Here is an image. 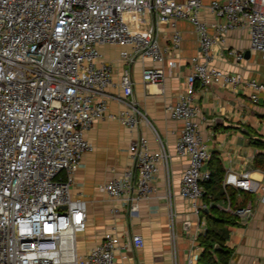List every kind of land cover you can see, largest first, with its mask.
<instances>
[{
	"label": "built area",
	"instance_id": "2783aa9c",
	"mask_svg": "<svg viewBox=\"0 0 264 264\" xmlns=\"http://www.w3.org/2000/svg\"><path fill=\"white\" fill-rule=\"evenodd\" d=\"M205 5L214 15L211 21L200 14ZM179 18L193 24L199 51L189 57L186 82L167 110L181 121L176 151L187 155L179 193L199 217L205 206L202 180L209 176L203 163L210 151L193 102L195 86L219 81L235 86L244 80L254 89L252 98H258L263 81L223 71L208 58L212 45L224 42L230 28L244 26L249 44L264 56V0H0V264H122L116 248L143 244L139 232L120 235L111 229L79 252L76 237L85 229L87 212L85 200L70 193L71 172L92 148L86 129L96 118L107 115L132 127L145 117L131 97L128 67L120 76L125 105L108 109L104 92L112 65L99 44H128L131 50H120L127 60L150 57L153 63L142 68V79L160 83L164 61L176 64L170 50L180 43ZM163 21L171 28L170 48L157 37L155 24ZM229 52L235 59L243 56L236 47ZM128 146L135 173L113 175L102 189L133 212L140 198L152 195L166 153L150 149L144 135ZM223 175V183L248 190L260 186L264 199V181L259 185L245 171ZM234 211L250 214L251 207ZM187 257L191 262L195 255ZM260 261L264 264V254Z\"/></svg>",
	"mask_w": 264,
	"mask_h": 264
},
{
	"label": "crops",
	"instance_id": "0c3cea01",
	"mask_svg": "<svg viewBox=\"0 0 264 264\" xmlns=\"http://www.w3.org/2000/svg\"><path fill=\"white\" fill-rule=\"evenodd\" d=\"M204 1L207 4L209 0ZM200 14L209 21L214 18L206 5ZM150 19L154 22L153 17ZM155 26L160 44L169 47L171 28L168 23L157 22ZM176 26L181 31L180 43L170 50L176 64L169 66L164 61V76L160 83L142 79V68L153 63L150 57L135 55L132 60H127L120 55V50L123 47L131 50L128 44L103 42L98 46L103 58L112 65L111 83L104 92L108 109L117 111L125 105L120 76L128 67L133 82L131 97L145 117L140 116L134 126L127 127L116 118L105 115L96 118L86 129L92 148L86 150L79 165L72 170L70 184V193L83 198L86 203L85 229L76 237L79 252L86 251L105 230L112 229L120 235L139 232L142 236L143 244L136 249L116 248L115 256L122 264H198L202 246L197 236L206 226V216L198 217L189 200L179 193L187 155L176 151L174 143L181 121L171 117L167 110L186 82L185 76L191 68L189 57L199 51L198 34L187 19L179 18ZM212 46L208 58L210 64L223 71L238 72L245 79L254 77L264 82V56L249 44L248 28H230L224 42H215ZM230 47L242 50V58L235 59L228 53ZM253 90L244 80L235 86L221 81L196 85L193 102L199 107L197 119L210 155L219 159L223 173L227 170L245 171L262 185L264 88L257 91L255 100ZM140 135L147 138L150 149H164L166 158L158 163L152 195L140 198L136 211L131 212L126 203L108 195L102 184L113 175L135 173L128 145ZM208 158L203 163L207 168ZM209 195L211 213L223 210L232 217L224 227V243L229 248L227 259L221 261L213 254L218 264H262L264 199L261 198V187L248 190L222 180L209 191ZM236 206L251 207L250 214L235 212ZM186 220L189 226L185 228ZM191 254L195 255L194 261L188 262L187 256Z\"/></svg>",
	"mask_w": 264,
	"mask_h": 264
},
{
	"label": "trees",
	"instance_id": "16d2710c",
	"mask_svg": "<svg viewBox=\"0 0 264 264\" xmlns=\"http://www.w3.org/2000/svg\"><path fill=\"white\" fill-rule=\"evenodd\" d=\"M208 159L209 176L202 180L204 188L202 197L205 206H201L199 214V216L202 214L206 216V226L197 236L202 246L198 255V264H218L213 254L221 261H225L229 253V248L224 243V227L227 222L232 221V217L223 210H217L214 213L209 211L211 207L209 191L223 180V168L219 159L214 158L213 154Z\"/></svg>",
	"mask_w": 264,
	"mask_h": 264
},
{
	"label": "water",
	"instance_id": "95a60500",
	"mask_svg": "<svg viewBox=\"0 0 264 264\" xmlns=\"http://www.w3.org/2000/svg\"><path fill=\"white\" fill-rule=\"evenodd\" d=\"M183 225H185V228L188 227V220H186Z\"/></svg>",
	"mask_w": 264,
	"mask_h": 264
},
{
	"label": "rangeland",
	"instance_id": "374dc122",
	"mask_svg": "<svg viewBox=\"0 0 264 264\" xmlns=\"http://www.w3.org/2000/svg\"><path fill=\"white\" fill-rule=\"evenodd\" d=\"M78 249V248H77Z\"/></svg>",
	"mask_w": 264,
	"mask_h": 264
}]
</instances>
